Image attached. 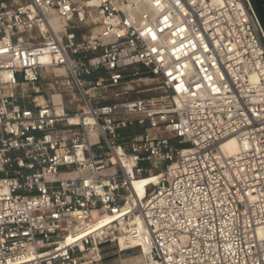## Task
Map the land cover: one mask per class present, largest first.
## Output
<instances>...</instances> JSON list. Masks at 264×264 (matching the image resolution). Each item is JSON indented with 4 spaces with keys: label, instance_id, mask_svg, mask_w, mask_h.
Masks as SVG:
<instances>
[{
    "label": "built area",
    "instance_id": "built-area-1",
    "mask_svg": "<svg viewBox=\"0 0 264 264\" xmlns=\"http://www.w3.org/2000/svg\"><path fill=\"white\" fill-rule=\"evenodd\" d=\"M146 72L157 94L129 97ZM262 228L264 30L249 0H0V264H105L132 242L158 264H264Z\"/></svg>",
    "mask_w": 264,
    "mask_h": 264
},
{
    "label": "bare ground",
    "instance_id": "bare-ground-1",
    "mask_svg": "<svg viewBox=\"0 0 264 264\" xmlns=\"http://www.w3.org/2000/svg\"><path fill=\"white\" fill-rule=\"evenodd\" d=\"M49 19H50V23H51V26H52L51 29L54 30L58 34H59L60 31L66 30L67 27H68L67 22L61 20L56 15H51ZM99 20H100V16L98 15V13L95 12L94 10H92L91 11V15H90V19L87 21L86 24H94L95 25V27H93V29H92L93 34H96L98 32V30H99V26L97 24V22ZM42 30L43 31L48 30V27L46 25H42ZM46 73H55L57 75H64V74H67V70L65 68H63V67H56L55 66V67H48L46 69ZM41 99H43V98H41ZM52 99L55 102V104L57 105L58 111L62 112L63 111V106H62L63 99H62V96L58 92L57 93H53L52 94ZM94 137H95V134H92V138H94ZM237 149H238V144H237L235 139H230L225 145V150L228 153H230V154L235 153L237 151ZM131 163L132 162L129 160V161H127L126 164L130 166ZM150 181L151 180H140V181H138V183H137V181H135L134 184H135L136 188L138 189V191L140 192L141 195H143L146 192L144 185L148 184ZM157 182H158V177L155 180V184ZM98 225L99 226L97 227V229L100 231L101 230L100 228L103 227L104 225L101 224V223L98 224ZM258 234L260 236L264 237V228L259 229ZM118 237H119V244L122 247V249L129 248V247H126L125 236L123 234H121ZM136 246H137V242H132L130 247H136ZM149 253H150L149 246L143 244L142 247H141V253L137 256V258H139V259L142 258L143 261L147 262L146 264H158L155 260H150Z\"/></svg>",
    "mask_w": 264,
    "mask_h": 264
},
{
    "label": "rangeland",
    "instance_id": "rangeland-1",
    "mask_svg": "<svg viewBox=\"0 0 264 264\" xmlns=\"http://www.w3.org/2000/svg\"><path fill=\"white\" fill-rule=\"evenodd\" d=\"M98 13V12H97ZM99 15V14H98ZM93 27H95L94 24H84L81 27H79V32H81L84 35H91L93 34L92 29ZM46 75V74H44ZM145 76V87L143 88V91L138 93L136 91H133L129 94V97H135L138 95L144 96V97H150L153 96L155 94H157V84L155 81L149 79L150 75L146 72ZM65 78H61L60 81H64ZM44 87H45V91H44V95L45 97L48 98L49 95H52L53 93H55V89H53L52 85H55L51 79L45 77L44 78ZM63 85H56V88L58 91L59 87H61V89H63L65 86ZM43 97H40V100ZM118 99L115 97H111L110 101H117ZM25 105H30V101L29 99H26L24 101ZM145 165V164H143ZM157 179V176L155 174H152L150 177L147 178H142L140 180H151L148 184L149 186H152L155 184V180ZM140 180H136L137 183ZM146 190V188H145ZM141 253V248L140 247H133V248H129L127 250L124 251H119L118 248H112V249H108L107 253H105L103 255L104 257V263L105 264H146V261H143L142 258H137V256Z\"/></svg>",
    "mask_w": 264,
    "mask_h": 264
},
{
    "label": "water",
    "instance_id": "water-1",
    "mask_svg": "<svg viewBox=\"0 0 264 264\" xmlns=\"http://www.w3.org/2000/svg\"><path fill=\"white\" fill-rule=\"evenodd\" d=\"M264 30V0H249Z\"/></svg>",
    "mask_w": 264,
    "mask_h": 264
}]
</instances>
